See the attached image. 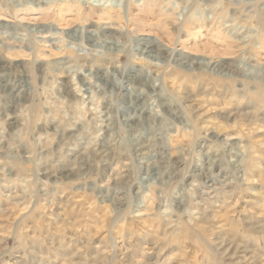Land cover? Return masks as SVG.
<instances>
[{"label": "clouds", "instance_id": "clouds-1", "mask_svg": "<svg viewBox=\"0 0 264 264\" xmlns=\"http://www.w3.org/2000/svg\"><path fill=\"white\" fill-rule=\"evenodd\" d=\"M43 3L45 7L33 8L32 4L23 7L19 0H0V19L16 23L21 13L38 12V19L46 23L63 25V18L72 15V23L81 26L71 34L49 31L51 44L38 40L27 29L10 32L4 28L0 41L3 45L18 46L19 54L33 62L50 53L54 63L49 65L48 75L55 70L56 79L71 76L75 96L69 94V98L57 99L55 103L47 79L44 86L33 79V103L29 108L39 112L41 119L59 121L53 138L69 129L73 131L62 136L63 146L58 151L50 150L52 139L34 137L32 142L40 151L32 152L27 180L23 181L24 194L19 201L33 212L19 222L11 220L3 226L0 264H6L2 258L17 249L34 252L35 249L27 248L28 242L43 237L30 236L26 221L32 219L37 209L50 208L55 197L80 184L90 190L94 203L97 200L107 203L111 217L108 234L91 260L75 261L78 253H73L63 264H148L147 255L157 251L147 246L148 237L156 238L157 247L177 245L181 251L172 259L184 256V246L191 241L198 243L207 264H264V254L247 249L246 240L230 241V247L235 245L237 253L242 248L251 251V255L237 259L236 254L221 253L224 242L214 244L210 234L204 236L197 227L213 223L206 202L232 198L239 189L205 191L208 179L219 175L213 172L215 160H211L206 172H193V165H200L212 152L223 159L220 153L228 147L231 137L220 143L218 138H211V143L198 147L201 136L209 139V129L198 126V110L192 106L195 85L205 80H223L233 85L240 82L246 94L244 99L258 98L260 104L255 111L243 114L238 126H258L259 113H264V77L256 74L255 66L218 61L221 56L236 54L244 61L258 59L264 63V56L260 55L264 53V0H43ZM134 8L139 11L133 13ZM146 17H153L152 22ZM92 21L97 22L95 26L85 27ZM207 21L212 22V27L205 37L201 34ZM28 23L35 24L36 20ZM111 27L119 31H108ZM146 30L159 35L155 40L142 39ZM183 33H188L187 39L181 38ZM193 38H198L195 42L200 47L202 41L215 43L216 52L204 60L177 55L179 49L195 50L189 44ZM29 40L35 43L29 45L31 52L26 53L24 43ZM98 69H104L102 74ZM77 76L83 77L82 84L77 82ZM3 99L0 96V101ZM44 108L54 110L44 116ZM0 119H3L2 106ZM78 124H83L82 130L76 127ZM180 134L184 140L176 143ZM17 140V136L12 137V148L17 146ZM101 144L106 145L103 152L97 150ZM3 163L9 166L7 160ZM68 168L77 178L67 184H49L40 179L41 169L55 174ZM16 182L5 173L3 187ZM134 204L137 213L132 220L134 226L127 229L125 236L120 226L133 216ZM144 207L146 214L140 212ZM144 220L147 226L143 225ZM141 236L144 241H138ZM122 240L127 241L126 252L121 247ZM47 248L41 264H46L49 255L59 259L67 250L63 242L59 247L49 244ZM162 252L163 247H159L154 264H171V260L159 259ZM16 264H27L26 257Z\"/></svg>", "mask_w": 264, "mask_h": 264}, {"label": "rangeland", "instance_id": "rangeland-1", "mask_svg": "<svg viewBox=\"0 0 264 264\" xmlns=\"http://www.w3.org/2000/svg\"><path fill=\"white\" fill-rule=\"evenodd\" d=\"M19 2L23 7H27L28 4H32L33 8L37 5L45 7L43 0H19ZM132 11L135 13L139 10L134 8ZM39 16L38 12L21 13L16 23H13L12 19H0V31H3L4 28L10 32L27 29L30 33L36 34L38 40L51 44V37L48 36L49 31L59 30L65 34H71L81 26L72 23L74 19L72 15L63 18V25L43 22L38 19ZM156 18L158 19V17ZM33 19L36 20L35 24L28 23ZM145 19L152 22L153 17ZM96 23L95 21L89 22L85 27L95 26ZM211 27L212 22L207 21L201 35L209 36L208 29ZM107 30L119 31L116 27ZM157 35H159L158 32L152 34L151 30H146L142 33L141 38L155 40ZM181 38L187 39L188 33H183ZM196 39L198 38L189 41L191 48L195 50L179 49L177 55L183 54L204 60L216 52L215 43L209 45L206 41H202L203 47H200L195 42ZM33 43L35 41L32 40L25 42L24 52L30 53L29 45ZM0 45H3V41H0ZM10 48H17V50L12 51ZM52 50L55 52V47ZM260 55L264 56V53H260ZM218 62L255 66L256 74L259 77H264V63H260L258 59L244 61L240 55L233 54L221 56ZM52 63L54 60L50 53H45L43 58L33 62L32 59L19 54L18 46L3 45V50L0 51V96L4 98L0 101V106L3 109V119H0V140H2L0 142V239L4 235V225L11 220L19 222L28 213L33 212L32 208H25L19 201L24 194L25 184L23 181L27 180L26 169L30 164L32 152L33 150L40 151L32 142L34 137L46 136L52 139L50 150L58 151L63 146L61 144L62 136H67L73 131V129H69L61 134H56L53 138L59 121L41 119L39 112L29 108V105L33 103V79L40 86H44L45 79H47V86L53 92L51 99L54 103L57 99L69 98V94L75 96V85L72 83L71 76L62 75L56 79L55 70L52 71L51 76L48 75L49 65ZM98 71L102 74L104 69H98ZM82 81L83 77L77 76V82L82 84ZM242 89L243 84L240 82L233 85L231 82L223 80H205L201 84L195 85L193 96L195 103L192 105L195 110H198V126L209 129L207 133L209 139L206 141L201 136L197 141L198 147L211 143V138H218L217 142L220 143L226 137H231L228 140V147L220 153L223 159L217 158V153L212 152L204 158L200 165H193V172H206L211 160H215L216 163L212 166L213 172L219 175L208 179L205 191L223 189L225 192H236L239 189L238 195L232 198H220L206 202L205 207L211 209L208 215L214 218L213 223L211 226L198 224L197 227L204 236L207 237L210 234L214 244L224 242L223 247L220 248L221 253L227 251L228 256L236 254L237 259L251 255V251L242 248L237 253L235 245L230 247V241L233 238L237 243L246 240L247 249L260 251L261 254H264V113H259L260 122L256 128L245 127L243 124L238 126V119L243 114L255 111L260 104L258 98L244 99L246 94ZM26 109L28 111L25 115ZM237 109H239V113ZM53 110L44 108L42 112L44 116H48ZM87 119H91V116H88ZM76 127L82 130L83 124H78ZM13 136L18 137L15 148H12L10 144ZM183 140L184 136L180 134L176 138V143H181ZM97 150L105 151L106 145H99ZM5 160L8 162V167H5L3 163ZM229 161L231 162L229 163ZM221 168L224 171H221ZM5 173L9 180L17 182L3 187ZM75 178H77L76 173L72 172L71 168L58 170L55 174L47 173L45 169L40 171V179L46 180L49 184L58 182L67 184ZM188 179L190 180L191 176ZM135 209L134 204L133 216L120 226V231L125 236L128 235L127 229L134 226L132 220L137 215ZM140 212L146 214V207L141 208ZM110 219L107 203L101 204L98 200L94 203L90 196V190H86L82 184L75 185L70 192L65 191L62 195L55 197L50 208L45 206L43 209H37L33 213L32 219L26 221L30 236L43 237L28 242L27 248L35 249V251H26L25 248H21L2 259L6 264H16L17 260H23L26 257L27 264H41L44 254L47 253V246L55 244L59 247L63 242L67 248L66 252L59 259L49 255L46 264H63L64 259L72 256L73 253H78L74 257L75 261L84 258L91 260L100 251L107 238ZM143 225L147 226V220H144ZM137 239L144 241L143 236ZM8 243L10 246L12 243L10 239ZM146 243L149 248H157L156 252L147 255L148 264H154L156 261L159 247H163L159 259L171 260V264H207V258L201 253L198 243L191 241L187 243L184 246L185 255L178 256L176 259H172V257L177 256L181 251L177 245L172 244L165 247L161 244L157 247L155 237H148ZM121 247L126 252L127 241L122 240Z\"/></svg>", "mask_w": 264, "mask_h": 264}]
</instances>
